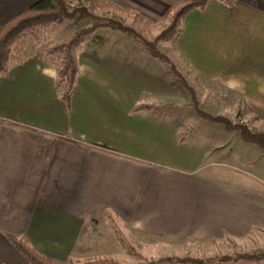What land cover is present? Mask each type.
I'll return each mask as SVG.
<instances>
[{
	"label": "crops",
	"instance_id": "crops-1",
	"mask_svg": "<svg viewBox=\"0 0 264 264\" xmlns=\"http://www.w3.org/2000/svg\"><path fill=\"white\" fill-rule=\"evenodd\" d=\"M38 1L0 0V26ZM107 1L158 26L187 0ZM53 30L55 40L67 31ZM88 41L96 47L82 45L68 107L42 48L12 51L0 76V263L29 264L7 235L55 264L96 258L113 244L111 235L101 242L105 223L112 232L119 224L166 240L264 235V195L205 174L218 146L178 141L189 124L165 113L183 104L175 81L160 75L151 56L128 61L122 46L107 53L105 37ZM167 45L188 84L200 90L202 110L264 125V0H209ZM136 105L154 109L132 113Z\"/></svg>",
	"mask_w": 264,
	"mask_h": 264
},
{
	"label": "trees",
	"instance_id": "trees-1",
	"mask_svg": "<svg viewBox=\"0 0 264 264\" xmlns=\"http://www.w3.org/2000/svg\"><path fill=\"white\" fill-rule=\"evenodd\" d=\"M208 1L187 0L174 7L163 18L167 25L154 39L148 40L143 35V27L146 23L139 14L124 11L107 0H40L0 26V76L8 70L13 45L23 37H26L36 48L52 39L55 25L83 18L91 22L88 27L78 29L67 38L42 50L48 64L56 70V91L67 107L75 90L79 73L78 54L82 45L97 28L110 27L131 37L142 47L143 51L165 65L170 74L178 79L180 85L190 93L191 105L198 117L206 122L220 123L228 131L239 132L244 142L256 145L264 152V133L254 132L244 124L232 123L224 117L212 116L204 112L199 104L200 90L190 86L173 58L168 57L159 49L160 45L171 44L178 39L185 17L194 10H203ZM106 12L126 15L131 18V25H125L119 19L105 17L104 13ZM150 109H154V106L136 105L132 109V113H143ZM4 125L19 127L11 123H4ZM192 127L194 128V126ZM192 129L180 131L178 141L182 142ZM114 234L116 246L125 250L130 256H135L132 246L120 237V232L115 231ZM7 239L29 264H55L50 258L30 248L22 239L13 235H7ZM261 261H264V250L256 253H237L234 256L223 255L216 259L204 261L203 264H258ZM69 264L119 263L110 257H97L83 263L71 262Z\"/></svg>",
	"mask_w": 264,
	"mask_h": 264
},
{
	"label": "rangeland",
	"instance_id": "rangeland-1",
	"mask_svg": "<svg viewBox=\"0 0 264 264\" xmlns=\"http://www.w3.org/2000/svg\"><path fill=\"white\" fill-rule=\"evenodd\" d=\"M104 16L119 19L123 24L131 25V18H128L124 14L106 12L104 13ZM90 24L91 22L82 18L74 21H65L60 25H55L54 27H65L67 31L62 32L60 37L67 38L78 29L88 27ZM166 25L167 23L164 21H162V23L158 26H149V24L146 23L143 27V35L148 40H152ZM100 36L107 39L109 47L107 53H119V50L121 49L120 46H122V48H124L122 49V52L126 51L129 55L128 61H131V56L141 54V57L146 56L147 58H151L150 55L143 51L142 47L131 37L126 36L110 27H99L95 33L88 38L89 40H96L97 37ZM63 38L55 40L52 37L49 41L44 42L41 46L35 48L26 37H23L20 41L13 45L12 51H17L19 48L25 49L24 47H26L30 49V51L39 52L41 48L43 50L51 44L63 40ZM83 46L85 49L89 50L96 47V45L91 43V41L84 43ZM166 46L168 45H160V51L168 57L173 58V52L170 48L167 49ZM150 60L154 62L155 69L157 68L156 70L159 71L161 76L164 75L170 80L175 81L173 86L174 88H177V94H179L178 101L183 103L180 107H174L175 109L166 110V115L169 118H175L176 116L184 118V121L188 122L189 126L182 131L192 129V126H194L192 131L187 133L186 136V138L191 140L193 143L209 149L217 146L219 147L208 158V164L211 163L212 165L204 171L205 174L211 179H214L215 181H218L235 191L256 194L259 196L264 195V152L255 145L244 143L241 140L239 132L228 131L224 129L223 125L220 123L206 122L198 117L197 112L190 103L192 102L190 93L180 85L178 79L170 74L165 65L154 59ZM209 95L210 94H208V96ZM185 103H189L190 105H186ZM178 108L182 109L178 110ZM203 111L206 112L205 109ZM212 112L213 114L216 113L214 110ZM229 114L230 112L227 116H229ZM229 117L224 118L228 119L232 123H239V121H233V119ZM244 119L246 122L241 121L239 124L248 126L254 132L264 133V125H260L259 122L257 123V119L251 116H246ZM114 227H116V230L114 228L112 232L111 224H103V228L100 231V237H102L101 242L105 240L103 239L104 237L111 235V237L113 236V244L111 246H107L106 250L104 249V254H99L101 256L94 257H110L116 260L119 264H193L191 263V260L194 259L202 260L204 262L214 258H219L223 255L234 256L237 253H256L264 250V235H259L251 240L237 242L228 240H166L161 237L149 235L139 236L132 233L128 229L124 228L122 230L119 224ZM115 231L120 232V237L127 244L132 246L135 256H130L125 250L119 249L115 245ZM121 231H123V233H121ZM162 258H170V261L158 263V260ZM91 259L92 258H90V260ZM258 264H264V261H261Z\"/></svg>",
	"mask_w": 264,
	"mask_h": 264
},
{
	"label": "water",
	"instance_id": "water-1",
	"mask_svg": "<svg viewBox=\"0 0 264 264\" xmlns=\"http://www.w3.org/2000/svg\"><path fill=\"white\" fill-rule=\"evenodd\" d=\"M164 261H170V258H162L158 260V263L164 262ZM191 263L193 264H203L202 260H191Z\"/></svg>",
	"mask_w": 264,
	"mask_h": 264
}]
</instances>
